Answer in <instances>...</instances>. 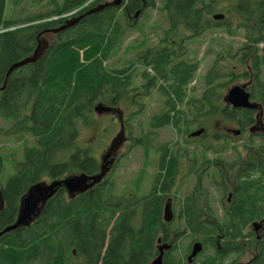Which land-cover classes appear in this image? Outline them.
I'll return each mask as SVG.
<instances>
[{
	"label": "trees",
	"instance_id": "16d2710c",
	"mask_svg": "<svg viewBox=\"0 0 264 264\" xmlns=\"http://www.w3.org/2000/svg\"><path fill=\"white\" fill-rule=\"evenodd\" d=\"M89 1L49 0L47 14L15 20L6 19L8 0H0V116L12 120L0 132L18 142L30 136L34 143L25 145L23 160L15 163L16 172L4 182L0 177L5 202L0 233L16 223L22 200L33 185L83 173L100 174L98 159L78 144L81 127L96 124L99 104L123 108L129 126L146 109V101L158 97L162 112L149 119L147 132L135 138L134 125L129 126L132 145L151 148L157 131L168 126L179 137L204 128L202 136L192 138H201L196 147L204 160L201 164L193 160L189 168L190 157L181 148L175 154L173 146L156 148L159 172L145 194H138L137 187L119 191L116 180L107 176L74 196L60 186L29 226L0 234V264H151L160 254V243L169 246L163 264H264V133L250 131L258 111L233 108L223 94L248 77V91L252 101L263 107L264 122V0H236L232 8L226 7L222 21L212 16L222 11L224 0H161L166 28L159 42L140 47L117 68L108 64L123 38L138 27L130 23L135 24L148 9H156L157 0H122L119 6L92 13H88L91 7L109 0H94L83 7ZM75 11L74 16L84 15L76 25L52 32L70 18L65 15ZM121 13L126 24L119 19ZM217 30L239 37L240 42L236 50L230 44L217 53L213 49L215 58L204 76L205 88L196 98L190 84L200 62L187 58L186 41ZM49 35L53 41L43 56L8 76L10 67L32 56L42 37ZM214 125L238 127L241 135L249 132L243 147L246 157L236 152L235 135L227 128L207 134ZM106 127L110 129L107 125L102 130L107 131ZM227 151L237 157L224 160L220 155ZM209 153L217 154L216 158L207 159ZM1 160L0 156V172ZM185 162L187 174L183 173ZM205 167L217 172L203 173ZM189 175L197 178L196 185L180 200L176 220L166 222L164 207L178 193V179L184 181ZM211 177L220 211L213 194L198 182L212 181ZM254 223L260 224L258 238L253 229L247 231ZM184 238L189 245L182 256ZM196 243L203 250L189 261ZM248 254L252 257L245 263Z\"/></svg>",
	"mask_w": 264,
	"mask_h": 264
},
{
	"label": "rangeland",
	"instance_id": "374dc122",
	"mask_svg": "<svg viewBox=\"0 0 264 264\" xmlns=\"http://www.w3.org/2000/svg\"><path fill=\"white\" fill-rule=\"evenodd\" d=\"M38 0H8V5L6 9V19H15V20H23L29 16H35L37 14H47L48 11L46 10V5L48 4L49 0H42L38 3H34ZM94 0H90L87 2L83 7L91 6L93 4ZM114 0H109L108 2H113ZM236 0H224L220 3V10L219 12H216L215 14H222L226 13L227 9L226 7L232 8L235 5ZM104 4V3H103ZM45 6V7H44ZM99 6V5H96ZM96 6L91 7L95 8ZM162 3L161 0H157V8H150L146 11V14L144 16H140L137 19V22L130 23L135 28L134 31H132L129 35L123 38L121 42V47L117 49L111 60L109 61V64L111 67L117 68L127 60H130L134 57L137 50H140V47L148 46V45H154L157 42H159L160 38L162 37V34L164 33V29L166 28V22L164 21V16L161 12ZM67 16V15H65ZM80 16V15H79ZM78 17V16H76ZM71 18V17H70ZM68 18L67 20H69ZM213 18V16H212ZM57 19V16L47 19L48 20H54ZM123 24H126L125 17H122V13L119 17ZM46 20H42L41 22H45ZM238 24V20H235V27ZM47 41L50 45V42L53 41V37L51 35L42 37V41L39 45L43 46V41ZM189 49V54L187 55V58L191 56L190 58L193 60H196L200 62V68L197 72L196 79L190 84L192 88L195 87V92L193 93V97L198 98V96H201V93L203 92L205 88V81L204 76L210 66L212 65L215 54L212 53L213 49L214 52L218 51V49H221L224 45H232L235 50L238 48L240 38L239 37H232L229 35H226L222 30L217 31H208L203 36L187 40L186 41ZM228 43V44H227ZM38 45V47H39ZM37 47V48H38ZM36 48V49H37ZM127 49V50H126ZM189 58V59H190ZM235 61H232L231 65H234ZM235 66V65H234ZM233 66V67H234ZM239 71H242V68H239ZM244 71V70H243ZM263 77H264V67L262 69ZM247 78H241L239 81L234 85H242L248 82ZM230 86L229 88H231ZM228 89L223 94L226 95ZM225 97V96H224ZM259 104V103H258ZM145 110L143 113H139V115H136L135 118H133L130 123L134 125L133 131L135 138H138L141 136L142 131L147 132L149 129V119L155 115L162 112V105L161 101L158 97L154 96L152 99L147 100L145 104ZM120 110L123 111V108L120 107ZM263 111V110H262ZM261 111V113H262ZM127 111H124L126 113ZM128 113V112H127ZM260 111H258V114ZM127 119V117H126ZM124 120L125 122V128L120 127L118 122H114L112 120V116L110 113H105L103 115H98L96 117V124L89 126V127H81L80 135L78 138V144L83 146V148L89 149L91 151L92 155L95 156L99 163H101V158L104 156L103 149L106 147V145L110 142L111 138L114 137L118 133V137L114 139L116 146L118 142H128L127 145H125V153L120 156V158L117 160L116 158L112 160L111 164H106V167L110 166L111 169L107 171L106 176L110 178H114L118 184L119 191L122 190V188H128V189H135L137 187L138 194H145L148 193L151 186L153 185V181L156 177V175L159 172L158 169V159H159V153L156 151V148H160L162 145H167L169 148H172L173 146V153H177L178 148H181L182 153H187V155L190 157L189 165L187 162L184 163V170L183 173L187 174V165L190 168L191 162L193 160H197L200 164L203 162L204 157L201 155L200 148L196 145L199 144L201 138L197 141H193L192 138L189 137V134L194 131L195 129H191L186 135H182L179 137L174 130V128L168 126L165 128L160 129L157 131L159 136L155 138L153 143H151V148H145L143 146H130L131 142V135L129 133L130 131V125L128 126V119ZM257 119L259 120L260 117ZM12 123L11 119H6L0 116V130L7 129ZM113 123V124H112ZM109 126L110 129L102 130L104 126ZM131 125V126H132ZM227 128V130H237L238 127L228 125L226 127H219L217 125H214L213 129H208L207 134L213 133V131L222 132ZM111 130V131H110ZM132 131V133H133ZM253 132L259 133L261 132V128L255 129ZM103 133L102 136L100 134ZM231 134V132H230ZM250 133L246 132L244 135L234 136L235 138V144L237 147L236 152H243L245 153V149L243 148L245 143V138H250ZM125 138V141L123 139ZM189 140L186 141V139ZM128 139V141H127ZM123 140V141H121ZM191 141H193L191 143ZM133 142V141H132ZM176 142H178V146L174 145ZM259 142V140H257ZM25 145L33 146V139L30 136H26L25 140L22 142H18L14 139V137H7L0 132V156L2 157V170L0 172L1 180L4 182L9 176L14 174L16 172L15 169V163L18 161L23 160L24 158V148ZM105 146V147H104ZM124 149V146L122 147ZM242 153V154H243ZM107 152H105V155ZM209 158L207 159H214L216 158L215 153H209L207 154ZM247 152L243 155L246 157ZM112 156V155H111ZM224 160L232 161L234 158L237 157V154L232 151L223 152L220 155ZM113 157V156H112ZM111 157H107L109 160ZM206 159V158H205ZM111 161V160H110ZM117 164V165H114ZM196 165L194 169H197L198 166ZM208 167H205L203 169V173L209 174L210 171L217 172L216 169L207 170ZM207 171V172H206ZM213 179V177H211ZM215 179V178H214ZM214 179L212 181H208L207 179L199 180L200 187L207 190V192H211L215 198V207L217 210L220 211V204H219V193L216 189V183L214 182ZM47 181V180H45ZM197 182V178H195L192 175H189V177L186 180H181L180 178L177 181V190L178 193H173L170 196V199L172 201V212H173V220H176V217L178 216V213L180 212V205L182 200V197L185 195L187 191H192L191 189L195 187ZM248 232L252 231V226L248 227ZM164 244L160 243L159 246H162ZM189 245V239L184 238L180 243V251L182 253V256H184V252L187 250V247ZM252 257V254H248L245 261H248Z\"/></svg>",
	"mask_w": 264,
	"mask_h": 264
},
{
	"label": "water",
	"instance_id": "95a60500",
	"mask_svg": "<svg viewBox=\"0 0 264 264\" xmlns=\"http://www.w3.org/2000/svg\"><path fill=\"white\" fill-rule=\"evenodd\" d=\"M122 4V0H116L113 2H107L105 4H101L95 8H93L90 12H96L104 9L107 6H119ZM139 12L136 14V17H138ZM84 15H81L79 17H73L69 20L66 21V23L57 28L54 29L52 32L53 33H58L59 31L65 30L69 27H72L76 25L80 19ZM215 20H223L225 18L224 14H217L214 15L213 17ZM43 46L39 45V47L35 50L32 56L27 57L21 61H18L14 63L8 72V76L15 70L26 66L31 63L37 62L44 54L46 49L49 46V43L45 40L42 42ZM247 84H242V85H234L231 87L228 91L227 94L225 95V102L231 105L233 108H244V109H262L263 107L252 102L251 100V95L249 91H247ZM113 110V108L109 106H104L102 104H99L95 107V111L98 115H103L110 113ZM205 132L204 128H201L200 130L193 132L191 134V137H197L202 135ZM234 135H239L240 131L239 130H233L232 131ZM103 176L101 174L90 176L87 174H79L75 175L72 177H68L66 179L62 180H55L52 181L51 183H48L47 181L39 182L35 185H33L25 197L22 200L21 204V211L17 217L16 223L13 225H10L5 228V230L2 233L13 231L20 226H29L33 220L35 219L36 215L39 213L40 208L42 205L46 203V201L51 198L57 191V189L60 186H65L68 194L70 196H74L76 193H82L91 188L93 185L96 183L100 182L102 180ZM91 181L90 185H85L86 182ZM4 197L2 194V190L0 187V211L4 208ZM164 220L166 222H171L173 220V212H172V202L169 200L165 207H164ZM254 228L257 230L260 227V224L254 223L253 224ZM161 240L159 239V243ZM159 252L160 254L151 262V264H163V255L165 249H168L169 246L167 245H162L159 246ZM203 250V246L200 243H196L193 248H192V253L189 256V261L193 260L198 256V254Z\"/></svg>",
	"mask_w": 264,
	"mask_h": 264
},
{
	"label": "flooded vegetation",
	"instance_id": "af4514ba",
	"mask_svg": "<svg viewBox=\"0 0 264 264\" xmlns=\"http://www.w3.org/2000/svg\"><path fill=\"white\" fill-rule=\"evenodd\" d=\"M248 85L250 86L251 82H248ZM192 95H193V93H192ZM127 114H128L127 112L124 113V111L120 110L119 107L113 108V110L110 112V115L112 116V120L114 122H118L120 127H123V123L125 124L124 120L126 119V117L128 118ZM259 114L260 115L257 117H260V119L255 123V125H253V127L250 130L254 131L255 129L261 128V132H259V133H264V122L262 119L263 115L261 116V112ZM116 136L118 137V133L114 137L111 138L110 142L106 145V147L104 146L105 148L102 151L104 154V156L101 158V163H100V167H101L100 168L101 169L100 174L103 176L102 180L106 177L107 171L111 169L110 166L106 167V164H108V165L111 164L112 160H114L115 158L118 160L120 158V156H122L125 153V145L128 144V142H126L125 138L123 137L125 142L124 143L118 142L117 145L115 146L114 145L115 143H112V142H114V139L116 138ZM121 141H123V140H121ZM127 141H128V139H127ZM132 141L133 140L131 138L130 146L133 144ZM123 146H124V149H122ZM105 152H107L106 155H105ZM109 156L111 158L108 160L107 157H109ZM114 165H117V164H114ZM90 183H91V181H88L85 183V185H90ZM259 231H256L257 238L260 234ZM246 262L247 261H245V263Z\"/></svg>",
	"mask_w": 264,
	"mask_h": 264
}]
</instances>
